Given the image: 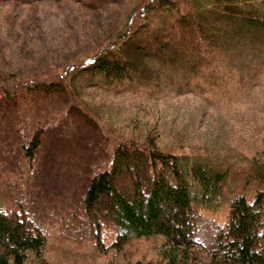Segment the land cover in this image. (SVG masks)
I'll return each instance as SVG.
<instances>
[{"label":"trees","instance_id":"16d2710c","mask_svg":"<svg viewBox=\"0 0 264 264\" xmlns=\"http://www.w3.org/2000/svg\"><path fill=\"white\" fill-rule=\"evenodd\" d=\"M253 1L139 0L119 29L96 40L77 65L65 64L60 79L41 82L0 65V164L16 163L22 175L48 131L67 119L46 107L45 87L64 76L63 87L90 73L88 81L105 91L146 97L159 95L162 85L206 98L214 90L229 95L233 82L253 85L264 66V13ZM151 133L123 136L84 179L76 210L93 227L90 237L100 242L101 228L109 227L112 247H120L161 236L153 264H264V145L263 155L245 162L222 153L190 157L159 146ZM203 214L221 217L208 246L194 240ZM45 244L39 226L0 204V264H53Z\"/></svg>","mask_w":264,"mask_h":264},{"label":"rangeland","instance_id":"374dc122","mask_svg":"<svg viewBox=\"0 0 264 264\" xmlns=\"http://www.w3.org/2000/svg\"><path fill=\"white\" fill-rule=\"evenodd\" d=\"M138 5L139 0H2L0 65L33 79L42 76L35 79L41 82L60 79L65 64L77 65L82 53L119 29ZM252 6L264 13V0ZM90 75L75 77L73 88L62 86L65 76L55 87H45L50 115L63 110L68 117L48 131L22 175H17L16 163L12 169L0 164V204L40 227L46 238L43 255L53 264H153L160 258L161 236L130 239L120 247H112L109 227L101 228L100 242L90 237L93 227L76 210L84 179L116 141L149 131L159 146H173L190 157L222 153L245 162L263 155L264 66L253 85L233 82L229 95L214 90L207 98L191 92L175 95L170 85L150 97L113 93L92 85ZM220 223L219 215L203 214L194 240L208 246Z\"/></svg>","mask_w":264,"mask_h":264}]
</instances>
